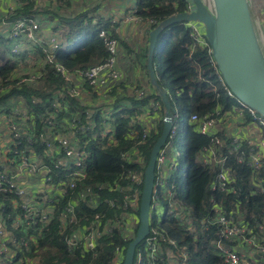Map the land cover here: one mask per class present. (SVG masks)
I'll return each instance as SVG.
<instances>
[{
	"label": "built area",
	"instance_id": "1",
	"mask_svg": "<svg viewBox=\"0 0 264 264\" xmlns=\"http://www.w3.org/2000/svg\"><path fill=\"white\" fill-rule=\"evenodd\" d=\"M22 5L21 0H11L8 12ZM191 8L190 2L185 10ZM136 8L133 9V13ZM149 27H153L158 21L147 18ZM192 40L190 51L194 47H209L203 28L197 22H185ZM0 27L5 28V37L15 39L11 46V53L18 55L22 44L29 40L41 46L44 55L42 59L46 62H53L56 72L69 83L59 91L58 99L51 100L49 106L42 108V111L32 116L28 109L24 108L21 101L16 98L7 103L0 104V264H5V258L12 251V247L18 244L27 246L28 241L14 236L7 226V218H11L12 226L21 225L26 231L40 223V227H45L53 218L55 205L60 198H65L72 190L81 185V190L76 196H69L68 201L62 207L59 214L60 227L76 224L78 219L75 206L83 201L92 206L95 191L101 189V185L86 184L89 175L87 172V159L89 152L85 150L87 139H80V132H91L95 138L97 132L105 137L107 142L113 143L114 129L113 117L117 111L110 108L111 83H119L123 79V72L117 65L118 41L111 34H104L103 44L107 51V56L97 64L87 68L67 70L63 65L56 62V52L61 47L58 35L54 33L45 39L38 34L39 24L32 16H18L14 19L8 17L0 20ZM2 30V29H1ZM210 53V48H209ZM30 61L31 58H23ZM210 64L214 68L216 82L209 81L212 90L221 86L224 96L233 102L225 109L223 104L217 105L213 110L203 114L191 113L188 118V127L195 126L194 131L205 137H209V143L201 146L194 154L195 163L207 169L211 173L208 184L213 193L210 198V207L207 214L202 218L201 225L208 228L213 226L215 245L219 249V256L225 264H264V224L255 221L254 224L246 221L242 213L236 208L224 209L222 204L216 199L215 193H237L236 176L233 164H243L251 168V182L255 187L264 191V116L252 107H249L237 99L232 91L224 83L216 64L211 58ZM41 73L31 65L21 71L18 75V84L35 85L39 81ZM73 76H78L82 82L78 85L73 83ZM72 79V81H71ZM132 92L137 97L142 96V90L137 86H132ZM96 98L103 100L102 119L99 122V130L94 129L96 123L91 112H85V124L80 122V116H73L69 119L67 126L57 129L56 117L67 106L58 102L64 95L70 97ZM95 95V97H94ZM167 96V95H166ZM34 101H40L33 99ZM94 106L90 107L93 108ZM155 101L151 102V109L158 111ZM50 115H47V113ZM93 112V111H92ZM174 124L171 125L168 140L160 148L156 157V187L151 198V208L153 204L162 202L161 199L170 196V208L168 212L179 220H188L187 215L177 207L172 192L173 185L167 184L170 172L180 173L176 168L178 150L172 151L173 137L178 132L179 121L174 111H172ZM151 114V113H150ZM136 115V112L133 113ZM164 115L163 113L159 117ZM147 125L156 124V119L137 114L132 125H138L141 119ZM172 118V122H173ZM232 120L240 126H250L257 135L227 136L223 122ZM130 135L139 138L143 142L148 135V130L142 128L141 135H138L136 128H131ZM74 138V140H73ZM73 140V141H71ZM42 152V153H41ZM41 153V154H40ZM144 173V172H143ZM130 186L129 194L123 197V206L132 205L134 208L139 204L143 176L137 168L128 174ZM22 178H35L40 181L43 190L35 193H28L25 186L21 184ZM7 197H11V204L14 208V216L11 211H7ZM113 204L112 201H110ZM129 217V223L131 222ZM101 217L97 214L88 225H79L66 238L68 250L85 248L94 251L97 239L105 232L110 231L120 222H107L100 226ZM30 237V236H29ZM174 241L164 237L157 229L149 230L140 247L137 248L134 264H185L188 259L187 252L181 248L172 252V257L164 254V243ZM117 252L121 254L117 248ZM115 254L110 264H121L123 257Z\"/></svg>",
	"mask_w": 264,
	"mask_h": 264
},
{
	"label": "trees",
	"instance_id": "2",
	"mask_svg": "<svg viewBox=\"0 0 264 264\" xmlns=\"http://www.w3.org/2000/svg\"><path fill=\"white\" fill-rule=\"evenodd\" d=\"M21 1V6L13 12H8V18L31 15L36 20V13L40 12L36 3L31 0ZM188 4L189 0H135V14L141 19L152 18L160 21L173 13L185 10ZM69 26L70 29L66 31L64 41L62 40L61 47L56 52V62L67 70L73 71L87 68L106 58L107 51L103 44V36L108 33L115 37L114 31L109 27V22L92 23L85 15L78 14ZM117 41L120 47L121 42L119 43L118 38ZM191 46L192 40L188 28L185 22H180L167 27L160 34L155 52H160L162 74L166 75L168 83L175 92L176 102L186 121L184 132L186 145L183 154L186 163L185 186L174 172L169 173L167 184L173 185L172 192L178 209L183 207L192 209V219L191 222L181 221L168 212V215H165L159 222L154 219L150 220L149 230L157 229L164 237L177 241L179 245L177 249L181 245L189 246L192 254L188 264H225L214 242L215 228L209 225L204 229L201 225L202 218L207 214L211 205L209 198L213 193L208 187L211 173L195 163L194 154L201 146L209 143V137L194 131V125L192 128L188 127V118L191 113L203 114L213 110L217 105L223 104L224 108L228 109L233 101L224 96L221 86L218 85L216 90L210 87V80L217 82L214 68L210 64L209 47L203 49L194 47L190 51ZM144 56H146V49ZM14 66L15 63L11 60L0 62V104L10 98H16L32 116L42 111L43 107L49 106L51 100L58 99L59 91L69 83L57 74L54 63L51 62L47 63L42 70L38 65H34V68L41 73L37 84H18V76L15 80L11 77L14 75ZM143 68L145 70L146 66ZM157 81L159 83L158 78ZM109 85L111 92L108 104L111 109H117L110 115L114 118L112 124L115 141L107 142L99 132L95 138L92 137L91 132H80L79 136L82 140L85 133V138L88 140L85 150L89 152L87 159L89 178L86 184L102 186L101 189L95 191L92 206L80 201L75 206L77 223L67 225L65 228L60 227V211L69 196H76L81 190V185H78L65 198L59 199L55 205L53 218L45 227H40L38 223L26 231L21 225L13 227L11 218L8 217L7 226L18 241L20 239L28 241L27 246L18 244L12 247L15 253L10 257L13 259L10 264H110L115 254L118 253L117 248L121 252L118 255L123 257L124 250L134 237L137 228L138 219L132 226L131 222L129 223V217L133 213L138 216L139 205L135 208L132 205H127L126 208L123 206V197L129 194L128 188L131 184L128 174L137 168L143 176L152 145L162 130L163 119L159 115L163 113L164 108L157 91L152 87L149 89L138 80L134 81L132 86H137L142 90L140 97L132 92V86L128 90V85L123 79L119 83ZM92 96L93 94H90V98ZM38 98L39 102L33 100ZM152 101L157 103L158 111L151 109ZM58 102L67 106L66 110L61 111L56 117L58 130L67 126L69 119L73 116H80V122L85 124V112L89 110L93 111L89 112L96 123L94 129L99 130L98 124L102 119L104 103L90 108L87 104L84 106V103H87L85 98L79 100L68 95H64L63 99L59 96ZM124 103H129L131 108L125 107ZM135 112L136 115H133ZM137 114L158 120L150 127L142 118L138 125H132ZM47 115L50 113L48 112ZM131 128H136L139 136L142 128L148 130V135L143 142H139V138L130 135ZM233 170L236 176L237 193H215L217 201L224 209L239 210L249 223L254 224L255 221H259L264 224V191L255 187L251 182V168L243 164H233ZM155 173L157 175L156 167ZM165 196L167 197L162 196L160 203L170 208V196ZM4 201L7 204V211L10 210L11 216H14L11 197H7ZM96 214L101 217L100 226L107 222L114 223L118 219L120 222L97 239L94 251H88L84 247L68 250L67 236L79 225L90 224ZM33 233H38L39 236L31 238ZM141 243L136 247V251ZM163 247L172 248V244L165 242ZM34 258L36 262L33 261Z\"/></svg>",
	"mask_w": 264,
	"mask_h": 264
},
{
	"label": "water",
	"instance_id": "3",
	"mask_svg": "<svg viewBox=\"0 0 264 264\" xmlns=\"http://www.w3.org/2000/svg\"><path fill=\"white\" fill-rule=\"evenodd\" d=\"M191 8L173 13L153 26L147 35L146 67L149 84L157 91L163 108L162 130L150 150L143 173L134 237L127 244L121 264H134L136 247L149 233L151 198L156 187V157L172 121L171 104L157 81L155 47L160 34L180 22H197L203 28L210 55L234 96L264 116V40L250 0H189Z\"/></svg>",
	"mask_w": 264,
	"mask_h": 264
},
{
	"label": "crops",
	"instance_id": "4",
	"mask_svg": "<svg viewBox=\"0 0 264 264\" xmlns=\"http://www.w3.org/2000/svg\"><path fill=\"white\" fill-rule=\"evenodd\" d=\"M31 1H34L40 10V12L36 13L35 16L37 17L36 21L39 24L38 34L41 38L47 39L56 33L59 40L61 42L62 40L64 41L66 35L65 33L70 29L69 23H73L78 14L85 15L92 23L109 22V27L114 31L115 37L118 38L119 43L121 42L116 56L117 65L123 72V80L128 85V90H130V87L136 80L151 89L147 67L144 70L143 66H146L147 61L146 56H144L145 49L147 54V35L148 31L152 27H149L146 19H141L137 14L133 13V9L136 8L135 0ZM250 1L254 9V1ZM10 3L11 0H0V17H8V7ZM257 19L264 40V11L259 18L257 17ZM6 33L7 30L0 27V62L11 60L9 58H33L34 56L39 58L43 57L44 52L42 51L41 46L29 40H26L22 44L18 55L11 53L10 48L16 40L5 37ZM1 50L4 51L8 57H3L4 55ZM135 70H137V72H134ZM16 73L20 72L16 71L14 66V74ZM73 83L77 84L74 80ZM69 85H72V83L69 82ZM86 98L88 100H86L87 103L85 104L88 106L92 107L99 105L93 102L97 99L90 98L89 96H86ZM12 99L13 98H10L9 100ZM223 124L226 126L225 133L227 136L257 135L250 126H240L232 120H227L226 124L224 122ZM20 182L25 186L28 193L32 194L43 190V186L40 184L38 179L22 178L20 179ZM12 210L14 211L13 204ZM136 221V213H133L131 220L132 226L136 223ZM37 235L39 236L38 233H33L31 238L37 237ZM168 255H170L168 257H172V253H169ZM11 256H13L12 251H10L5 258V264H10L12 262L13 259L10 258ZM33 261L36 262V259L34 258Z\"/></svg>",
	"mask_w": 264,
	"mask_h": 264
},
{
	"label": "rangeland",
	"instance_id": "5",
	"mask_svg": "<svg viewBox=\"0 0 264 264\" xmlns=\"http://www.w3.org/2000/svg\"><path fill=\"white\" fill-rule=\"evenodd\" d=\"M253 1H254V9H253L254 16L257 15V17L259 18L262 15V12L264 11V0H253ZM259 8H260V11H259ZM255 13H256V15H255ZM0 18L4 19L5 16H1ZM1 52L4 55L3 57H5V58L8 57L7 54L4 51L1 50ZM43 58H45V57H43ZM154 58H155L154 59V69H155L156 76H157V78L159 80L160 85L165 90L168 100L170 101L171 110L174 111V113L176 114V117H177V119L179 121L178 132L176 133L175 137L172 140V145H173L172 151L178 150V159H177V162H176V168L179 169L180 173L178 175H176V176H177L178 180L185 186L184 173L186 171V163L184 161L183 154H184V148H185V145H186V139L184 137L186 121H185V118H184V114L180 111L179 106H178V104L176 102L175 92L173 91V89L171 88L170 84L168 83L166 75L162 74V71H161V68H160V60H161V58H160V52L159 51L157 53H155V57ZM9 59H11L13 62L16 63L15 64V68H16V71H19V72L24 71L25 69L29 68L31 65H38L39 68L42 70L45 67V65L47 63H49V62H46L42 58H39L37 56H34L33 58H31L30 61H25L23 58H14V59L13 58H9ZM144 65H145V63H144ZM134 72H137V70H135ZM18 75H19V73H16V74L12 75L11 77L14 78L12 80H15V78H17ZM40 78H41V75L39 77V80H40ZM73 80L77 82V84L74 83L75 85H78V84H80L82 82V79L80 77H78V76H73ZM85 100H88V99L85 98ZM8 101H10V100H7L3 104L7 103ZM93 102L101 105L103 103V100H96V101H93ZM84 106H86L85 103H84ZM124 106L127 107V108H131V105L129 103H124ZM161 117H162V115H161ZM172 118H173V116H172ZM172 124H174V118H173V122L171 121V125ZM174 174H175V172H174ZM168 209L169 208L167 206H165L163 203L153 204L152 208H150V211H149L150 220L154 219L157 222H159L160 219H162L165 215H168ZM182 212H184V214L187 215L188 220H185V221L191 222L192 209L183 207L182 208ZM137 217L138 216L136 215V218ZM131 220H132V217H131ZM189 222L187 223L188 226L190 225ZM173 241H174V244L171 243L172 244V248H169V249H166L165 251H163L164 254L167 255V256H170L168 254L172 253L175 250H177V246H179L177 244V241H175V240H173ZM180 248L182 250H184V252H187L189 257H188V259H187L185 264H188V260H189V258H191L192 252L190 251L189 246H187V245L186 246L185 245H181ZM177 251L180 252V250H177Z\"/></svg>",
	"mask_w": 264,
	"mask_h": 264
},
{
	"label": "bare ground",
	"instance_id": "6",
	"mask_svg": "<svg viewBox=\"0 0 264 264\" xmlns=\"http://www.w3.org/2000/svg\"><path fill=\"white\" fill-rule=\"evenodd\" d=\"M50 97V96H49ZM28 100V99H27Z\"/></svg>",
	"mask_w": 264,
	"mask_h": 264
},
{
	"label": "flooded vegetation",
	"instance_id": "7",
	"mask_svg": "<svg viewBox=\"0 0 264 264\" xmlns=\"http://www.w3.org/2000/svg\"><path fill=\"white\" fill-rule=\"evenodd\" d=\"M170 131V130H169Z\"/></svg>",
	"mask_w": 264,
	"mask_h": 264
}]
</instances>
